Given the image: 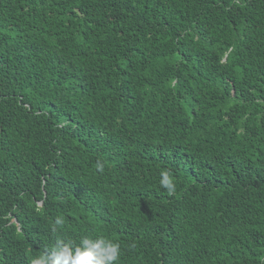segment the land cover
Wrapping results in <instances>:
<instances>
[{"label":"trees","instance_id":"16d2710c","mask_svg":"<svg viewBox=\"0 0 264 264\" xmlns=\"http://www.w3.org/2000/svg\"><path fill=\"white\" fill-rule=\"evenodd\" d=\"M0 264H264V0H0Z\"/></svg>","mask_w":264,"mask_h":264}]
</instances>
